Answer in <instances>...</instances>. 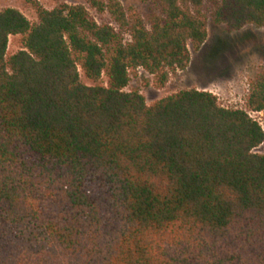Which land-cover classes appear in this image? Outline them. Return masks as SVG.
<instances>
[{
	"label": "trees",
	"instance_id": "obj_1",
	"mask_svg": "<svg viewBox=\"0 0 264 264\" xmlns=\"http://www.w3.org/2000/svg\"><path fill=\"white\" fill-rule=\"evenodd\" d=\"M204 1L153 0L148 27L118 0H85L116 28L82 4L0 9V264H264V70L244 109L124 90L187 66ZM210 2L228 32L264 27V0Z\"/></svg>",
	"mask_w": 264,
	"mask_h": 264
},
{
	"label": "rangeland",
	"instance_id": "obj_2",
	"mask_svg": "<svg viewBox=\"0 0 264 264\" xmlns=\"http://www.w3.org/2000/svg\"><path fill=\"white\" fill-rule=\"evenodd\" d=\"M46 9H51L58 2L68 4H82L91 17L99 24L110 23L106 13H98L85 0H36ZM128 10H134L141 16L146 27L148 18L158 10L153 0H118ZM11 7L19 10L30 22H36V14L30 6L29 0H0V9ZM203 10L207 14V37L203 45L194 50L188 44L189 62L183 70H177L169 75L167 83L158 88L153 78L142 68L130 73V79L125 91L137 90L144 97L147 104L179 90L198 89L211 92L217 97L218 103L225 108H245V99L250 81L261 70H264V27L247 24L241 29L228 32L223 24H216L211 19V2L205 0ZM127 40V34H124ZM19 36H10L7 52L13 53L19 49ZM83 83L90 85L81 70L78 69ZM104 75L100 83L105 85ZM264 129L262 113L249 112ZM264 153V142L255 149Z\"/></svg>",
	"mask_w": 264,
	"mask_h": 264
}]
</instances>
